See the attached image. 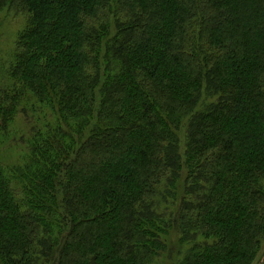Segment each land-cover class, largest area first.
Masks as SVG:
<instances>
[{
  "label": "trees",
  "instance_id": "trees-1",
  "mask_svg": "<svg viewBox=\"0 0 264 264\" xmlns=\"http://www.w3.org/2000/svg\"><path fill=\"white\" fill-rule=\"evenodd\" d=\"M6 11L26 25L0 81V140L28 154L0 160V264H152L171 232L186 246L176 264H254L264 0H0Z\"/></svg>",
  "mask_w": 264,
  "mask_h": 264
},
{
  "label": "rangeland",
  "instance_id": "rangeland-1",
  "mask_svg": "<svg viewBox=\"0 0 264 264\" xmlns=\"http://www.w3.org/2000/svg\"><path fill=\"white\" fill-rule=\"evenodd\" d=\"M26 25V18L22 15H15L8 11L4 12L0 19V81L1 83H9L8 70L10 64L13 62L16 45L20 34L22 33ZM26 116L20 113L16 118V124L14 125V131L12 133L20 134L28 132V125L26 122ZM0 140V160L3 165L10 170L11 167L18 165H24L26 161L27 146L22 145L21 142H15L11 140ZM7 139V138H6ZM168 237V238H167ZM165 237L167 241V250L164 254L157 257L152 264H176L182 256V253L186 250V246L181 248L178 243V233L171 232ZM179 244V245H177ZM180 246V247H179ZM259 258L254 264H264V241ZM175 248V249H174ZM181 248L183 251H179Z\"/></svg>",
  "mask_w": 264,
  "mask_h": 264
}]
</instances>
